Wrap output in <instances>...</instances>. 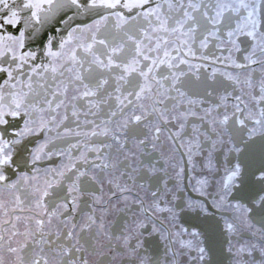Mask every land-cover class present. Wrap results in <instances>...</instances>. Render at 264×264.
<instances>
[{"label": "snow or ice", "instance_id": "6c2138e0", "mask_svg": "<svg viewBox=\"0 0 264 264\" xmlns=\"http://www.w3.org/2000/svg\"><path fill=\"white\" fill-rule=\"evenodd\" d=\"M0 264H264V0H0Z\"/></svg>", "mask_w": 264, "mask_h": 264}, {"label": "flooded vegetation", "instance_id": "af4514ba", "mask_svg": "<svg viewBox=\"0 0 264 264\" xmlns=\"http://www.w3.org/2000/svg\"><path fill=\"white\" fill-rule=\"evenodd\" d=\"M75 10L70 11H59L57 13V16L55 19H53L51 22L45 23L43 28L41 29L39 39L36 41H29V45L32 48H36L37 46H42V43H46V39L48 36H54L59 39L61 36H66V28L63 23H57L58 20H66L69 16H73V12ZM45 14L41 13V16L43 18ZM90 20L87 17L84 16H75L73 18L72 26H75L76 23H89ZM14 31V30H13ZM31 147V145H29ZM51 162H45L44 167L48 166V164ZM55 163H59V160H56Z\"/></svg>", "mask_w": 264, "mask_h": 264}]
</instances>
